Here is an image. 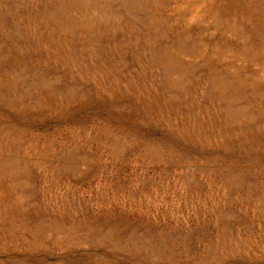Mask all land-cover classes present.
<instances>
[{"label":"rangeland","instance_id":"374dc122","mask_svg":"<svg viewBox=\"0 0 264 264\" xmlns=\"http://www.w3.org/2000/svg\"><path fill=\"white\" fill-rule=\"evenodd\" d=\"M0 264H264V0H0Z\"/></svg>","mask_w":264,"mask_h":264}]
</instances>
